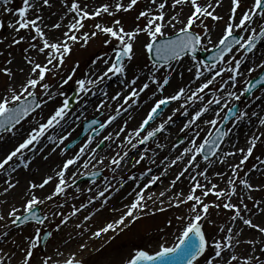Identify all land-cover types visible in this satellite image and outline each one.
<instances>
[{
    "label": "bare ground",
    "instance_id": "6f19581e",
    "mask_svg": "<svg viewBox=\"0 0 264 264\" xmlns=\"http://www.w3.org/2000/svg\"><path fill=\"white\" fill-rule=\"evenodd\" d=\"M164 1L167 0H155V3L152 2V5H149L152 6L150 9L158 11L157 16L163 12L165 24L163 29L164 32H167L171 27L175 26H178L175 29L179 30L183 27L180 25L181 21H183L186 14L190 13L188 8L191 5L190 0L185 4H178L183 7V10L180 8L178 9V13H173L172 7L160 9L159 5ZM229 2L230 0H222L221 5L215 7L214 13H218L220 16L222 15L225 17L228 13L226 9ZM34 3L35 6L29 10L26 20L31 21L35 19L37 25L45 32V38L52 42L64 40L63 37L61 38V35H64V33L67 32L69 24L73 22L72 12H70L68 8L62 9L57 7L58 5L55 6L54 2H49V4L45 5L43 0H34ZM173 3H175V0ZM84 4L85 6H92L94 0H88ZM63 5V7L66 6L65 4ZM213 5H215V0ZM173 17H175V19H173ZM18 20L19 18L16 20L14 18H6V30L10 37L19 35L22 37L25 36V34L21 32L22 29L17 30L18 25L16 24ZM10 24L16 25V27H11L9 26ZM55 24H60V27L53 28L52 26ZM224 31L225 28H221L220 25L210 29L208 34L202 39V45L207 47L218 45ZM31 35L35 36V39L31 41V46L27 48V52H23L25 63L26 60L32 61L34 59L36 60V63L44 65L46 63V55L39 51L42 40H40L35 29H32ZM209 38L211 41L210 43ZM141 41V37L136 38L134 46L136 47L139 45ZM32 45H35L36 47H32ZM238 47L239 46L230 53L229 58L237 54ZM258 50V56L264 57V40ZM10 61L11 62L8 63V68L13 73L12 83H20L24 80H28L29 77L32 76L31 69L34 64L29 66L23 63L20 58L10 59ZM181 61L175 66L171 65V74L168 77L169 84L164 86L163 92L159 91L160 86L154 84L150 85L148 89L140 91L142 85L148 82L143 80L145 82L142 83V80L140 82L139 80L147 79V77L152 75L154 71L150 69H145L139 79H137L136 84L131 86L130 76L134 73L131 67H129L125 76H115L110 80L105 79L103 83L97 85L88 84L87 80H95L101 73H103L107 68L105 64H103V66L102 64L91 65L89 68L84 69V73L81 71V75L76 79L75 83L78 84L80 79H84L86 81L85 88L88 89V87L93 86L94 91L87 92V94L82 92L83 95L80 97V101L76 107L77 111L72 114V116L65 118V120L61 121L60 125H57L54 129H49L45 136L40 139L38 144L34 147H30L32 150H24V160H20L17 157L16 162L11 166L6 167V170L0 173V214H3L5 217V219L0 220V227H5L9 224L12 217H9L8 213L12 208L19 209L18 214H23L26 211L24 205L26 204V201L31 198L32 194L42 200L50 195L59 183V178L56 175L57 172L60 171L62 165L67 159L79 153L80 147L87 143V140L90 138L93 140V143L89 145L88 149H86L81 161H78L74 166H70L65 173V192L55 196L53 200H44L43 202L49 203L50 206L47 220L50 219L49 216L53 213H59L63 210L67 211L64 216V221H66V223H61L60 228L56 231L53 237L51 246L48 248L46 247V251L49 255H52L48 251L49 249H54L55 252L68 251L73 254L83 249L92 248L99 243L100 240H105L110 237V235L118 232L120 227L115 231L109 230V232L103 233L99 237H93L92 235L108 223L118 220L120 216L128 210V206L134 202L136 193L141 190L144 192V202L147 206L151 205L153 208L157 209L162 205L165 207L169 206L170 202L171 204H175L172 199L174 194L183 193V195L180 196V199H184L189 194L190 189L200 180L204 182V185L212 187L211 177L223 176L224 173L231 168L233 162L238 160L239 156L241 158L243 157L244 152L247 150V141L252 135H258V132L261 129L259 120L264 118V96H261L256 102L252 103L254 107L252 113L255 112L257 115L254 116L252 113L248 114L243 119L237 121L234 128L230 129L231 131L227 139H225V142L221 145L218 154L213 160H211V165L207 166V172L202 170L198 174L197 170L199 169L197 161L195 160L193 165L189 166L188 156H184L183 160L177 161L176 164H172V161L177 156L183 155V149L185 147L191 146L189 140L192 138L193 133L187 129L182 131V129L185 123L192 118L194 111L199 109L196 104L190 106L189 103L185 104L184 100L187 95H191L192 91H196L197 88L202 85V83L195 79V73H192L184 80H177L178 76L180 77L181 74L188 70L186 68L188 61L184 60V62L182 61L183 63ZM181 63L182 66L180 65ZM121 81H123V83H121ZM181 87L190 89V91H186L185 97H182L180 100L172 101L171 105L151 125H149L146 130L147 132L149 129L157 128L160 123L167 121L168 117L172 116L173 122L166 124L165 129L160 131V134L152 142V144H154V156L152 159L150 157L151 160L147 163V172L138 177V185L134 187L131 186L132 183L130 182L125 183L107 198L104 203V207H107V210L100 209L91 215L97 205L96 200H102V196H100L99 193L112 183L117 184L116 181L118 177H124L129 174L134 161L139 159L141 155H145L144 149L140 148L137 144V139L144 133L141 132L140 136L137 137L135 135V130L140 128L142 121L150 112L151 107H153L155 102L162 96L174 95ZM134 89L139 92V96L138 98H133L131 100L133 104L128 110H124V107H121V105H123L125 98ZM152 89L153 92L150 93ZM118 92L122 93L121 96L115 100L111 99V97L115 96ZM224 92L225 90H222L217 94L224 96L226 94ZM100 104H103V107L98 108ZM181 105H184V108L187 109L188 115H184L182 111H176L175 115L179 113V116L175 119L176 116L173 115V112L176 109H181ZM213 109L217 110L218 106L214 105ZM45 110H49V105H46ZM118 112L119 114L117 115ZM214 114V111L206 113L196 122L195 125H193V127L199 131V135L200 132L203 131L202 128L208 125L204 122L212 119ZM110 116H116V119L111 124H107ZM88 117H96L106 123L107 126L102 129L98 136L91 137L87 135L72 148L67 151H62L67 141L77 136L78 130L81 128L83 121ZM127 120L128 122H126ZM30 129V127H24L14 135L8 137L7 141L0 144V160L10 153L7 150L13 145V142L18 138L27 135ZM69 131L72 132V135L64 141V144H59V136L66 134ZM179 134L185 135L184 143L180 147L174 149L168 156V159L158 162L157 158H159V154L163 153V150L160 149H162L164 145L170 143ZM49 136L52 137L51 140L48 138ZM108 136H111L112 139L105 140L106 145L104 146V149H96L95 159H92L91 150L96 148V143L98 141ZM205 136L206 134L196 137L197 144L202 143ZM164 138H166V141L161 142ZM129 140H131V143H129ZM132 144H136L137 146L133 148ZM53 149L55 150L53 151ZM239 149H244V152H240ZM125 152L128 153L127 157L121 162L119 167L115 168V171H113L112 175L109 177V183L106 185L100 184V186H94L91 183L86 182L79 184L75 188L71 187L72 182L84 172L85 168L82 165L85 161H90L88 163L89 167L96 168L99 166L98 160L102 157L108 156V159L111 161V158L116 156L117 153L123 155ZM229 153L235 154L227 155ZM222 160L224 162H221ZM25 162L28 163L27 167L24 166ZM186 167L187 171H185L184 175L180 176L177 180L176 178L178 174ZM12 168H15L16 170L13 172ZM149 169H151V171H149ZM218 173L220 175H218ZM249 175L250 179L253 181L250 183L253 187L249 189L244 185H241L240 191L236 193L237 202L239 204L243 203L244 200L248 198L251 190L264 187V156L260 157ZM48 176H52L53 179L45 185L44 188L41 189L37 187L33 189L30 187V184L32 183L39 185ZM156 176H159L160 179L155 184H150V180ZM173 181H175L174 185L172 184ZM259 181L262 182L261 185H259ZM9 182L16 186L14 188H9L8 192L5 193L4 189L8 188ZM226 183L227 182L224 181L218 184L215 187L216 190L219 191L222 188L220 185ZM162 191L165 192L163 197L160 196ZM107 193L108 190L104 195ZM74 194L79 196L78 202H75L77 198H75ZM149 196H151V199H148ZM154 201L155 203H153ZM161 201H163V203H161ZM76 209L80 210L76 212L75 215H72ZM241 216L245 219H251L254 224L261 226V223L264 222V197L255 205L245 209V212L241 213ZM85 217L91 218L85 219ZM232 217L229 218L227 227L223 229V237L225 238L229 235L228 229L231 228V235L234 237L232 242L233 246L231 249L225 248L222 251L221 257H216V255L211 257L209 264H222L225 257L230 258V252L241 257L239 264H244V258L249 256L257 258L256 264H264L262 259H258L259 250L264 246V241L259 228H252L245 225L239 217L233 221ZM262 227H264V225ZM14 236L9 235L8 237L0 238V261H3V264H22L24 261L22 252L27 248L26 244L19 243L15 252L12 249L6 248V242L12 240ZM237 240H239L240 243H236ZM224 241L227 243L226 240ZM81 244H87V247L82 249L80 247ZM232 263L236 264V262Z\"/></svg>",
    "mask_w": 264,
    "mask_h": 264
},
{
    "label": "rangeland",
    "instance_id": "374dc122",
    "mask_svg": "<svg viewBox=\"0 0 264 264\" xmlns=\"http://www.w3.org/2000/svg\"><path fill=\"white\" fill-rule=\"evenodd\" d=\"M88 0H49V2H54L55 6L58 5L57 7L62 8V9H69L70 3L71 2H77L80 4L81 8L84 9L86 7V10L89 13H93L97 8L102 7L104 4H108L110 7V12L113 14H108V13H102L100 16H95L92 17L90 16L89 18H86L82 22L84 23V28L80 29L79 32H76L77 36H81L83 33H92L93 31L97 32V35L92 37L91 40L87 43V45H84L82 41H77L75 43L69 42L72 47V52L65 57L64 65L59 73V75H55L52 73H47L46 74V79L44 82L48 83L50 85V89L48 90L49 93L51 94V98L48 94L45 93V90L42 89L40 86H37L35 89L36 94L40 96V104L41 106L34 111L31 115L26 117L21 123H19L15 128L11 129V131H7L3 135L0 136V144H2L4 141H7L8 137L11 135H14L17 133L20 129L24 127H30V131L27 133V135H24L23 137L18 138L16 141L13 142V145L8 148L7 151H12L17 147L20 143H22L31 133L34 129H38L40 124L46 123L48 118L54 114V111L60 107L65 99L69 100L70 96L72 93L76 90L78 93V97L76 98V105L80 101V97H82V92L80 91L79 84H76L75 81L78 77L81 75V71L84 73V69L89 68L91 65H96V64H102L103 66V59H108L111 57L112 59L109 60V64L115 59V54L116 51L121 48L120 43L116 38L111 37L110 35L104 34L100 32L99 29L95 28L96 24H101L106 27H113L114 22L116 20L120 21L119 26H115L116 28L118 27H123L126 32H132L135 31L138 27L141 29H145L147 27L148 21L153 19L154 17L157 16L158 11L150 9L152 6V0H137V3L132 6L130 9H121L120 11H116L115 9V4L117 3V0H94V4L92 6H85V2ZM174 0H167L164 1V8L166 7H172V12L173 13H178V9L180 8L183 10V7L181 5L173 3ZM204 1V2H203ZM197 0L198 3H200L202 6H207L209 2L213 4L214 0ZM121 4H123L126 8V6L130 3V0H119ZM253 3V0H242L241 3V9H238L237 11V19L236 21L238 22L240 13L242 10L250 7ZM65 4L66 6L63 7ZM175 4V6H174ZM185 4V3H183ZM23 6V0H9V4L4 5L3 0H0V98L4 97L5 95H9V89L10 88H15L17 92L21 91V86L26 83L27 80H24L20 83H12V76H9L4 69H9L8 68V63L10 59L14 58H20L22 59V62L25 63L23 52H27V48L31 46V41L34 39L32 33V27L29 26L27 29H22L21 32L25 34L24 39L20 40V37L22 36H13L10 37L9 34H7L6 30V18H14L15 20L19 18V13L18 9ZM12 8L14 11L13 12H7L5 9L6 8ZM232 7L231 0L229 2V5L227 7L228 13L223 17V19L218 20V21H213L211 17H208L204 20V23L207 24L209 30L214 28L215 26L220 25L221 28H225L226 23L229 22V16H230V9ZM190 13L186 14L185 18L183 21H181V24L183 27L185 26V23L191 13L194 11L193 7L190 5L189 7ZM212 11V9H209ZM141 12H149V15L146 16H141ZM73 17H76L77 14L75 12H72ZM214 15H219L218 13H214ZM220 16V15H219ZM79 17H77L78 19ZM159 21H157L158 23ZM261 22L259 20L256 21L255 24L251 25V27H257ZM18 25V23L16 24ZM155 25H153L154 27ZM178 26L171 27L167 32H164V36H170L175 33H178V30L175 29ZM259 31V29H257ZM72 31L70 28L67 30L69 34H72ZM193 31L195 33H199L202 36V39L205 36L204 33V27L203 25L197 21L193 25ZM236 32L239 34H243L244 37L246 38L248 35H250V32H246L240 29H237ZM65 34V33H64ZM163 36V37H164ZM66 39V37L62 34L61 38ZM141 37L142 41L139 45L136 47L134 46L133 48V57L132 59L128 60L126 58L125 63H126V69L128 70L129 67L133 70L132 76H130V80L132 81L136 77H140L142 72L145 69H150L154 70L157 69V72L162 71L161 75L157 74V72L149 77L147 79H140L139 82L142 80V83L147 81L149 86L150 85H159L162 83V80L164 78H168L169 75L171 74L169 68L170 67H163L156 65L157 68H154L155 63L150 61L149 54L145 48V45L149 42L150 37L148 36L146 31H141L137 34V37ZM40 38V37H39ZM160 38V37H159ZM3 40V41H2ZM19 40V43H15L14 41ZM42 42L40 43V47H43V39L40 38ZM110 41V43H105V41ZM136 41V39H135ZM134 41V42H135ZM263 40L259 41L257 48L252 52V53H246L243 49H240L237 51V54L234 55L237 59H242L244 62L241 65V73L242 75L237 76V80L235 82L229 80V75L226 70L222 71L220 76H217L215 78V81L212 85L209 86L208 89H205L202 95L204 96L203 101H196L195 103L190 104H196L199 108L202 107L204 103H206L209 99H213L216 96H222L224 97L221 100V105L219 107H223L224 104H228L229 107H232L233 104L240 103V109L239 113L242 112H247L248 114H251L254 107L253 104L260 98L261 96H264V88H260L257 91H255L249 98L245 99L244 96L245 94L241 97V100L239 102L237 101H229L226 95H218L222 90H225L224 93H227L228 91H236L237 94H239L243 88L247 87L248 81L254 77L255 75L259 74L264 68H259L257 67L255 71H248L250 68L255 67L256 65L261 64L264 62V57H259V47L261 45ZM50 42H52L50 40ZM133 42V45H134ZM215 47H207L202 45L200 46V50L204 49L205 51H210ZM116 49V51L114 50ZM49 50H45L44 54L47 53ZM46 55V54H45ZM102 58V59H100ZM232 57L229 58L227 57V60H231ZM188 61L186 64V68L188 69L185 73L181 74L180 77L178 76L177 80L181 81L186 79L188 76H190L192 73H195V79L200 82L204 83L207 81V79L212 78L216 71L219 69H227L228 67H234L235 61L233 60L231 64H226L224 61L219 62L216 65H210L204 63V61L197 57L196 60L191 59V55H186L180 59H177L176 61L172 62V65H176L179 61L184 60ZM36 61V60H32ZM95 61V63H94ZM181 61V62H182ZM182 62V63H183ZM182 63L180 64L182 66ZM29 66H32L33 64L29 63V60H26V63ZM28 66V67H29ZM107 67L109 65H106ZM154 68V69H153ZM39 71V70H38ZM74 71V75L71 81H69L68 84L61 86V77H67L70 73ZM202 72V76H197V73ZM234 74V73H232ZM114 75L110 74V77L112 78ZM151 77H155V81L151 79ZM29 78H34L32 75ZM106 80L109 78H105ZM145 80V81H143ZM227 81V83H224ZM138 82V83H139ZM103 83V82H102ZM101 84V83H98ZM234 84V86H233ZM97 85V84H96ZM131 86V85H130ZM139 86V84H138ZM129 88V87H128ZM88 89H91V91H94L93 86L88 87ZM219 90V91H218ZM153 92L150 91V93ZM26 95V94H25ZM81 95V96H80ZM172 102H170L171 105ZM46 105H49V110L46 111ZM76 105L73 109H68V115H71L77 111ZM168 105L167 108L170 106ZM131 106V102L127 101V103H124V110H127ZM214 107V105L212 106ZM76 108V109H75ZM166 108V109H167ZM218 110V109H217ZM227 112V108H224V111L220 113V121L219 123L223 120V117L225 116ZM215 115V114H214ZM213 115V118H214ZM176 116V117H175ZM175 119L178 118L179 113L175 115ZM92 118V117H90ZM212 118V119H213ZM89 119V118H88ZM97 121H101L97 118ZM264 119V118H263ZM129 120V119H128ZM127 120V121H128ZM232 121V122H231ZM236 117L230 120L229 126L227 125V129L234 128L236 123H237ZM153 123V122H152ZM218 123V124H219ZM101 124L102 121H101ZM151 123L149 122V125ZM217 124V126H218ZM147 126V128L149 127ZM213 127L212 125H207L206 127L202 128V132H200V136L203 134L207 133H213V131L217 128ZM146 128V130H147ZM260 131L258 132V136L260 133H264V125L260 126ZM81 129L78 131V134L75 138H73L70 141H67L66 145L67 149H70L68 147L69 143H71L73 140H75L80 134H81ZM97 129H102L101 127L96 128ZM155 129V128H152ZM149 129V130H152ZM146 130L143 131V135L139 137L137 140V143H139V140L146 135ZM95 129L92 131V134L94 133ZM160 134L158 132L157 136ZM157 136L152 139L149 142H145L143 144L139 143V147L143 148L145 151L144 153L148 155V157L144 156L143 160H140V162L137 164L136 159L133 163L132 166V171L125 175L124 177H118L116 183L117 184H111L108 186V193L106 195L102 196V200L97 199V205L94 209V212L91 213L93 215L96 211L103 209L107 210V207H104V202L105 200L110 197L113 193H115L122 185L125 183L131 182V186L136 187V182L138 180V174L142 175L143 173L147 172V163L150 162L149 160L152 159L153 154V148L154 144H151L150 142L154 141ZM185 135L184 134H179L177 135L170 143L167 145H164L162 147L163 153L159 154V158H157L158 162L164 161L168 159V156L170 153L180 147L184 141H185ZM181 139V141L178 143V141ZM250 140V139H249ZM249 140L247 141L246 148L250 146ZM101 141V140H100ZM98 141L97 143H99ZM166 138L162 139L161 142H165ZM96 143V144H97ZM34 145L30 147H34ZM64 146V147H65ZM104 147V145H103ZM102 147V148H103ZM72 148V147H71ZM10 149V150H9ZM104 149V148H103ZM6 151V152H7ZM24 152V151H23ZM247 155V150L244 152L243 157ZM264 156V136H260V139L257 140L256 147L253 150V154L248 157L246 161L243 162L241 165V158L239 156L238 160L233 162V165H240L236 171H233V168L231 167L228 169L223 176H212V187L217 186L218 184L226 181L227 183L222 186L220 190H226L229 193H231V188L232 185L228 183V181L234 180L235 181V187H236V193L240 191L241 181L243 179H247L249 183H252L253 181L250 179L249 174L252 168L255 166V164L258 162L260 157ZM151 157V159H150ZM106 158V161H105ZM17 157L13 158V161L9 163V165L5 167L11 166L14 162H16ZM100 160H103V163H99V166L96 168H91L87 167L85 168L83 175L88 173L89 171H92L94 169L96 170H101L103 171V176L99 179V181L94 180L92 185L94 186H100V184L106 185L109 183V177L112 175L113 170L117 166L112 165L111 161L107 157H102ZM98 160V162L100 161ZM211 160H205L200 154L197 155L196 161L198 163V169L197 173L199 174L200 171L204 170L207 172V166L211 165ZM106 165H105V164ZM135 165V166H134ZM232 165V166H233ZM2 171H0L1 173ZM81 176V177H82ZM120 178H122L120 180ZM80 179L78 177L76 180L72 182L71 187H76L80 183L76 182ZM201 185H204V182L202 180L198 181ZM138 184V183H137ZM262 182L259 181V185H261ZM207 188H212L208 185H204ZM116 187V188H115ZM195 194L200 195L202 197V200L205 203H208L210 205L209 207V213L207 215V218L202 221L203 224V229L204 232L207 236V239L209 241V246L207 248V251L203 257L196 263V264H209L211 257L215 254V244L214 241L221 240L224 241V233L221 231V229H224L227 227V222L230 217L235 215V209H226L223 207L224 203H232L237 205L241 209V213L245 212L244 205H247V208L250 206L255 205L258 203L259 200H261L264 197V187L259 188V189H253L249 192L248 198L244 200L243 203H238L237 202V197L236 194L231 195V200L229 201L226 197H221L217 198V196L209 192L207 196L202 195V190L201 189H195ZM75 198L77 200L75 202H78L79 196L74 194ZM86 198V197H85ZM87 199V198H86ZM215 204H220L221 207L217 208L215 207ZM194 202L189 201L184 204H180L179 206H176L175 204H172V206H167V209H164L163 211H157L154 212V208L152 206H147L143 212L141 213L140 211H136L135 215L139 216V219L133 220L132 218H129L126 220L125 224L127 227L124 225L120 226V230L115 232L114 234L110 235L105 240H100L99 243H97L94 247L88 248V249H83L81 251H78L76 253L71 254L70 252H55L54 249H49L48 251L52 254L49 255L46 249L51 246L53 242V237L56 233L57 226L61 225L62 219L64 220V216L67 211L63 210L60 211L59 213H62L63 216L57 215L49 216V220H46L43 224H40L38 222H31L28 224H25L21 227H17L16 224H12V219L11 218L9 221V224L5 227H0V238L1 237H8L9 235L14 236L12 240L6 242V248L12 249L14 252L16 251L18 244H26L27 248L29 247L30 241L36 242L35 236L36 233L39 232L42 235L46 230H49L52 235L50 238L46 241L44 246H41V239L38 242V247L33 249V257L31 259L30 264H43V261L47 258H51L49 260V264H56L60 261H65L66 259L71 258L72 256H75L76 259L82 260L83 264H126V261L129 260L137 250H148L150 253L155 252L161 249V246H173L178 242V238L181 236L183 228L188 222V217L191 215H194L192 213L191 208L193 207ZM40 207V212L43 216H48L49 212V203L45 202L43 204L38 205ZM165 207L160 206L158 209ZM199 210V207H198ZM19 215V214H18ZM90 215V216H91ZM178 217H184V219H178ZM170 222V223H169ZM264 225V222L261 223V227ZM17 241V242H16ZM103 241V242H102ZM225 242V241H224ZM47 247V248H46ZM26 248V249H27ZM22 256L25 258V251L22 252ZM258 259H262L264 261V246H262L259 250V255ZM24 260V259H23ZM23 264V263H22Z\"/></svg>",
    "mask_w": 264,
    "mask_h": 264
},
{
    "label": "snow or ice",
    "instance_id": "6c2138e0",
    "mask_svg": "<svg viewBox=\"0 0 264 264\" xmlns=\"http://www.w3.org/2000/svg\"><path fill=\"white\" fill-rule=\"evenodd\" d=\"M153 3H155V0H152ZM189 0H175V4H181V3H187ZM43 3L45 5L49 4V0H43ZM137 3V0H130V3L126 6L121 4L119 0H117V3L115 4L116 11H120L121 9H130L133 5ZM222 3V0H215V5H213L211 2L207 4V6H202L200 3L197 2V0H190V4L193 7L194 11L191 13L189 18L187 19L185 26L179 29L180 35L176 36L175 39H160L158 42L159 37H163L165 35L163 29L165 27L164 24V15L163 12L159 16L154 17L153 19L148 21L147 27L145 29L137 28L135 31L132 32H126L125 29L121 26L116 28L115 26L120 25V21L116 20L114 22L113 27H106L101 24H96L95 28L99 29L100 32L110 35L113 38H116L118 42L121 45L120 50L116 51L115 59L109 64V60L112 58L109 57L108 59H103V63L105 65H109L106 70L101 73L95 80L89 79L87 80L88 84H98L102 83L105 78H111V75L114 76H125L127 69H126V63L125 58L128 60L132 59L133 57V42L135 41L137 34L141 31H146L148 36L150 37L149 42L145 45V48L148 53H153L155 51L156 57H158L161 61H163L165 64H168L169 67L171 65L169 64V61L175 60L178 58H181L183 55L191 54V59L196 60L197 59V51L198 48L201 46L202 42V36L199 33H195L193 31V25L199 21L203 27H204V33L205 35L208 34L210 31L207 24L204 23V20L208 17H211L213 21H218L223 19V17L219 15H214L215 7L220 6ZM241 3L242 0H231L232 7L230 9V16H229V22L226 23L225 31L222 36V38L219 40L218 45H215L216 47V54L212 57L213 60H221L224 61L226 64H231L232 61H235L234 67H228L227 69H219L216 71L215 75L207 79L206 82L202 83V85L197 88L196 91H192L191 95H187L184 103L188 104L189 102L195 103L196 101H203L204 96L202 93L205 89H208L210 85H212L215 81V78L217 76H220L222 71H227L230 73L229 80L235 82L237 80L238 75H242L240 69L241 65L244 62L242 59H237L234 55L232 56L231 60H224L225 53H232L234 45H238L237 51L240 49H243L246 53H252L257 48V40H264V0H253V3L250 7L244 9L241 11L238 22H236L237 19V11L238 9H241ZM3 4L7 5L9 4V0H3ZM174 4V6H175ZM35 6L34 0H23V6L18 9L19 13V20L18 23V29H27L29 26L35 29V32L38 34L40 38L43 39V47L39 48V51L44 53L45 50H49L46 54V63L44 65H41L40 63H36L34 61H29L30 64H34V66L31 69V74L34 76V78H29L24 85L21 86V91L17 92L15 88L9 89V95H5L4 97L0 98V131H11V129L15 128L17 124L20 123V121L28 116L32 111L39 108L41 106L40 102L35 99L36 92L35 89L37 86H40L42 89L45 90V93L48 94L51 98V94L49 93L50 85L45 81L46 74L52 73L55 75H59L65 61L66 55L70 54L72 52V47L69 42L75 43L77 41H82L84 45H87V43L91 40L92 37L97 35V32L93 31L92 33H83L81 36H77L76 32H79L80 29L84 28V23L82 22L86 18H89L90 16H100L102 13H108L113 14L110 12V7L108 4H104L102 7L97 8L93 13H89L86 10V7L84 9L81 8L80 4L77 2H71L69 6L70 12H75L77 14L76 17H73V22L69 24V28L72 31V34H69L66 32L64 36L66 39L59 40L55 42H50L49 39L45 38L46 34L43 31L41 27L37 25L36 20L28 21L26 20V16L29 12V10ZM164 3H161L159 5L160 9L164 8ZM209 9H212L210 11ZM7 12H13L14 10L12 8H6ZM141 16L149 15V12H141ZM77 17H79L77 19ZM175 19V17H173ZM259 20L261 23L257 27H251V25L255 24L256 21ZM157 21H159L157 23ZM153 25H155L153 27ZM11 27H16V25L10 24ZM53 28H59L60 24H55L52 26ZM237 29L250 32V35H248L246 38L244 36H239V33L236 32ZM259 29V31L257 30ZM239 36V38H237ZM35 39V37H33ZM24 37H20V40H23ZM15 43H19V40L14 41ZM209 38V43H210ZM105 43H110V41H105ZM32 47H36L35 45H32ZM102 59V58H100ZM11 61H9L10 63ZM95 63V61H94ZM264 68V62H262L259 65H256L255 67L250 68L248 71H255L256 68ZM39 70V71H38ZM4 71L11 76V70L10 69H4ZM234 73V74H232ZM74 71L70 73L66 78L61 77V86L66 85L69 83V81L72 80ZM203 73L199 72L197 73V76H202ZM137 79L139 77L134 78L131 81L132 85L136 84ZM153 82L155 81V77H151ZM264 79V78H262ZM123 83V81H121ZM224 83H227L225 81ZM80 91L83 93L90 92L91 89H86L85 84L86 81L84 79H80L78 81ZM169 84V79L164 78L162 80V83L160 84L159 91H164V86ZM234 86V84H233ZM254 87V85H253ZM149 88L148 83H144L142 85V88L140 91H143L145 89ZM186 91H190V89H186L185 87H181L178 89V91L174 95L170 96H162L160 99H158L154 106L151 107L150 112L146 116V118L142 121L140 128L138 130H135V135L137 137L140 136V133L145 131L147 126L149 125V122L155 120L159 114H161L162 109L165 106L170 105V102L172 101H178L182 97H185ZM219 91V90H218ZM250 91L249 87L243 88V90L237 94L236 91H228L225 95L228 98L229 101H237L239 102L241 100V97ZM26 94V95H25ZM122 93L118 92L115 96L111 97V99L115 100L118 99L121 96ZM139 92L135 89L131 91V93L125 98V103L127 101L132 100L133 98H138ZM27 97H32L33 99L30 101L27 99ZM224 97L222 96H216L213 99H209L206 103L202 105L198 110H195L193 113L192 118L188 120L187 123H185L183 130L187 129L190 132L193 133L192 138H190L189 143L190 147H185L183 149V155L177 156L173 161L172 164H176L177 161L183 160L184 156H188V165H193L194 161L196 160L197 155L204 154L205 149L207 147V152L211 153L212 155H216L217 150L219 148V144L222 140V138L227 137L229 135L230 129L227 131H221L220 128H216V135L213 136L212 133H208V137L203 140L202 143L197 144L196 137H199V131L193 127V125L196 124L197 121L201 119L202 116H204L206 113L210 111H214L215 115L213 119L207 120L204 123L208 125H212L213 127H216L219 123L221 117L220 113L224 111V108H227V115L223 117V119H228L231 116H235L237 120L243 119L245 116L248 115L247 112L237 113V110L235 108V104H233L232 107H229L228 104H224L223 107H219L218 110L213 109V105L220 106L221 100ZM103 107V104H100L98 108ZM123 107V105H121ZM69 104L68 100L65 99L60 107H58L54 114H52L46 123L40 124L38 129H34L32 133L17 147H15L14 150L10 151L2 160H0V171H5L7 165L11 161H13L14 157H18L20 160H24L23 157V151L30 149V146L34 145V143L38 144L40 142V139L45 136V134L48 132L49 129H54L57 125H60L61 121L65 120V117L68 115ZM176 111H182L184 115H188L187 109L184 108V105H181V109H176L173 112V115H175ZM119 112L117 113V115ZM252 115H257L255 112L252 113ZM116 116H110L107 124H111L113 121H115ZM172 116L168 117L167 121H164L158 125L157 128L148 130L146 132V135H144L140 140L139 143L143 144L146 141L152 139L156 136L157 132H160L165 129L166 124L172 123ZM259 123L261 125H264V119H260ZM106 124H101L100 127L104 128L106 127ZM72 135V132L69 131L66 134H63L59 136V144H64V141L68 139L69 136ZM260 136H264V133H260V135L253 134L252 137L249 140L250 146L247 148V155L243 157L241 160V165L244 161L248 159L249 156L253 154V150L256 147L257 140L260 139ZM50 140L52 139L51 136L48 137ZM112 137H104V140H111ZM104 140H101L99 143L96 144V148L92 149V159H95L96 149L100 148V145L104 143ZM93 143V140L90 138L87 140V143H85L82 147L79 149V153L74 155L73 157L66 160V162L62 165L60 171L57 172V177L59 178V183L53 190V192L48 195L44 200H53L55 196H58L65 192V173L69 169L70 166H74L77 164L78 161H81L82 157L85 154L86 149L89 148V145ZM129 143H131V140H129ZM58 146V145H57ZM137 145L132 144V147L135 148ZM55 149H53L54 151ZM67 146H65L62 151H67ZM240 152H244V149H239ZM235 153H229L227 155H234ZM128 153L125 152L123 155L120 153H117L116 156L111 158V164L116 165L119 167L121 165V162L127 157ZM203 158L205 160H208V155L204 154ZM144 156L141 155L140 158L136 161L138 164L140 160H143ZM90 161H85L83 163V167L87 168L88 163ZM221 162H224L223 160ZM99 163H103V160H100ZM25 167L28 166V163L25 162ZM135 166V165H134ZM233 168V171L235 172L236 169L240 167V165H233L231 166ZM16 169L12 168V171L14 172ZM115 171V169H112ZM151 171V169H149ZM187 171V167L182 170L178 176L177 180L180 176L184 175V172ZM93 175H98V173H93ZM218 175H220L218 173ZM53 179L52 176L46 177L42 183L37 185L36 183L30 184V187L35 189L37 187L44 188L45 185H47L51 180ZM160 179L159 176L153 177L150 180V184H155ZM228 183L232 185L231 193H229L226 190H219L217 191L215 186L212 188H207L204 185H201L199 182H197L193 188L190 189L189 194L184 198L180 199V196L183 195V193L174 194L173 201L176 206H179L180 204L187 203L189 201L194 202L193 207L191 208L192 213L194 215L189 216L188 222L183 228L181 236L178 238V243L172 247L168 246H161V250L157 251L155 254H151L148 250H137L135 254L126 261V264H193V261L196 260L198 256L203 254L207 247L209 246V241L206 237V234L203 230L202 221L207 218V215L209 213V207L210 205L208 203H205L202 200V197L200 195L195 194V189H201L202 195L207 196L209 192L214 193L217 198L226 197L229 201L231 200V195L236 194V187H235V181L229 180ZM241 183L251 189L253 186L247 181L243 180ZM172 184H175V181L172 182ZM16 185L9 182L8 188L4 189V192H8L9 188H14ZM147 187V186H146ZM108 190L107 187L104 188L103 191L99 193L100 196H103L104 193ZM165 195V192H161L160 196L163 197ZM148 199H151V196L148 197ZM41 198L37 197L36 195L32 194L31 198L26 201V204L24 205L26 212L23 214V221L26 222L28 220H35L40 224H43L48 217L44 216L41 217L37 215L35 209L38 205L42 204L44 202ZM145 201V195L143 190L139 191L135 195L134 202L128 206V210L120 216V218L114 222L108 223L106 226L100 228L98 231L94 232L92 235L93 237H99L103 233L109 232V230H117L121 225L125 224V221L128 218H132L133 220L139 219V216L135 215L136 211L139 210L141 213L143 210L147 207V204ZM155 203V201L153 202ZM163 203V201H161ZM169 206H172L171 202L169 203ZM199 207V210H198ZM215 207L219 208L221 207L220 204H215ZM223 207L226 209H235V215L232 217V220L235 221L237 217L242 219L243 223L245 225H248L252 228H259L260 233L264 234V227H261L257 224H254L251 219H245L241 216V209L230 202L224 203ZM244 208L247 209V205H244ZM80 209H76L72 215H75L76 212H78ZM159 211H163L164 209L160 208ZM19 209L12 208L11 211L8 213L9 217H12V224H15L18 220H21V216L18 215ZM53 216L55 215H61L62 213H53ZM91 217H85V219H90ZM5 219L3 214H0V220ZM178 219H184V217H178ZM62 223H66L62 219ZM170 223V222H169ZM57 229H59V225L57 226ZM223 231V229H221ZM232 229H228L229 235H227L224 239L227 241L225 243L224 241L217 240L214 241L215 244V255L216 257H221L222 251L227 248L231 249L233 244L234 237L231 235ZM48 236H51L52 233H47ZM41 239V234L39 232L36 233L35 240L36 242L30 241L29 247L25 249V258L23 261V264H30L31 259L33 257V249L38 247V242ZM236 243H240L239 240L236 241ZM251 243V242H249ZM80 247L86 248L87 244H81ZM229 257H225L222 264H232V262H236V264H239L241 257L237 256L234 253H229ZM51 258H47L43 261V264H49V260ZM257 258L254 256H249L244 258V264H256ZM0 264H3V261H0ZM64 264H83L82 260L76 259L75 256H72L69 259H66L64 261Z\"/></svg>",
    "mask_w": 264,
    "mask_h": 264
},
{
    "label": "water",
    "instance_id": "95a60500",
    "mask_svg": "<svg viewBox=\"0 0 264 264\" xmlns=\"http://www.w3.org/2000/svg\"><path fill=\"white\" fill-rule=\"evenodd\" d=\"M169 247V246H168ZM151 253H153V252H151ZM62 262H64V261H62ZM59 263H61V262H59ZM56 264H58V263H56Z\"/></svg>",
    "mask_w": 264,
    "mask_h": 264
}]
</instances>
